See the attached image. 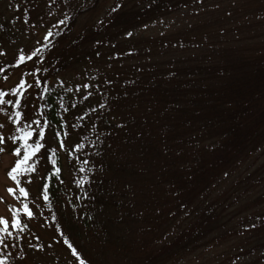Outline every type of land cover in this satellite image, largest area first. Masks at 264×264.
<instances>
[{
    "label": "trees",
    "instance_id": "1",
    "mask_svg": "<svg viewBox=\"0 0 264 264\" xmlns=\"http://www.w3.org/2000/svg\"><path fill=\"white\" fill-rule=\"evenodd\" d=\"M146 1L118 0L84 34L77 23L99 3H77L42 65L52 79L117 47L129 49L135 64L125 61L117 93L104 85L111 111L100 152L81 153L94 161V198L76 199L77 172L64 153L54 204L36 197L57 241L70 253L64 240L71 242L85 264H177L211 251L236 228L264 232V0ZM150 23H157L151 35L144 31ZM152 52L154 60L147 58ZM144 62L150 71L140 70ZM71 115L66 119L77 123ZM48 143L54 146L51 133ZM47 156L30 161L36 169L42 164L38 193L52 175ZM244 197L255 199L245 208L255 213L231 214Z\"/></svg>",
    "mask_w": 264,
    "mask_h": 264
},
{
    "label": "snow or ice",
    "instance_id": "2",
    "mask_svg": "<svg viewBox=\"0 0 264 264\" xmlns=\"http://www.w3.org/2000/svg\"><path fill=\"white\" fill-rule=\"evenodd\" d=\"M50 3H55V0H50ZM48 14L50 15L51 12ZM64 23V20L58 22L61 25ZM29 27L34 28L35 25H29ZM54 27L58 30V26ZM55 35L56 32L49 29L44 36L46 43L41 44L37 41L38 46L27 55L23 48H18V54L11 66L19 67L23 64L27 70L21 72L18 81L12 87L7 90L0 88V114L6 115L7 121L13 125L14 129L5 136L2 130L6 124L0 122V153L5 152L6 149L3 146L10 141L14 146L12 155L16 157L14 165L6 173L13 186L7 187L5 191L16 201V206L9 205L10 218L0 216V264H13L15 259L13 251H23L22 241L28 230L27 221L36 218L33 208L39 209L41 206L35 203V199L31 200L30 206V190L26 186L32 183L31 176L37 171L30 161L34 158L39 160L38 154L43 152L47 159L49 158L47 154L51 152L49 171L52 175L45 178L46 182L41 184L37 197L42 203L53 205V198L56 196L53 185L63 184V180L60 179L62 168L59 165L58 153H64L65 158L76 169L78 178H74V183L80 190L76 199L94 198L89 193L92 181L88 175L93 172V166L90 165H94V161L90 158H83L81 153L88 156L89 149H95L96 153H99L102 148L101 125L105 113L111 111V102L107 100L104 85L105 83L111 84V81L93 82L91 76H88L82 83L66 84L65 80L57 78L54 84H50L51 78L47 75L48 68L42 65H44L47 50L53 46L49 38ZM6 55V51L0 47V57ZM29 61L32 62V67L27 68ZM3 71L5 69L0 66V72ZM3 79L6 81L8 77L4 76ZM29 96L32 97V103L28 102ZM90 97H99V100L92 104ZM65 100L68 102L65 103ZM73 100L77 102L72 103ZM84 102L89 103L86 107H81L79 111H76L78 105H84ZM29 108L33 109L30 117L26 115ZM70 112L72 113L71 119L77 123H69L66 119ZM49 133L54 140V146L48 143ZM90 133L95 135V140L90 138ZM73 134L78 136L75 141L70 139ZM76 161L79 163L77 164ZM3 202L4 198L0 196V203ZM49 216L57 223L59 222L52 208L49 210ZM61 235L66 234L62 232ZM64 242L77 259L78 264H85L77 248L67 239ZM28 247L43 250L42 244H33L31 241Z\"/></svg>",
    "mask_w": 264,
    "mask_h": 264
},
{
    "label": "rangeland",
    "instance_id": "3",
    "mask_svg": "<svg viewBox=\"0 0 264 264\" xmlns=\"http://www.w3.org/2000/svg\"><path fill=\"white\" fill-rule=\"evenodd\" d=\"M118 0H55V3H50V0H0V23L5 25V37L0 33V47L6 51L7 55L0 57V66L5 71L0 72V88L7 90L12 87L19 79L22 71L27 70L25 65L19 67H12L15 57L18 54V48H23L24 53L27 55L34 47L38 46L37 41L41 44L46 43L44 36L46 32L51 29L54 32H59L66 25V23L73 17L75 9L74 5L77 3H99L95 11H90L88 16L78 21L77 31H82V34L90 32L93 26L102 20ZM137 0H122L126 5H132ZM153 0H148L150 2ZM174 3H184V0H174ZM72 10V12H71ZM51 12L49 15L48 13ZM60 20H64V24H58ZM27 22V23H25ZM174 22V21H168ZM175 23V22H174ZM174 23L172 25H174ZM35 25L34 28L29 25ZM157 23H150L144 30L147 34L151 35L155 31L154 26ZM58 26V30L56 27ZM52 38V37H51ZM51 38H49L51 40ZM129 49H122L117 47L115 51L107 50L102 61L83 64L79 69L66 71L57 77L52 78L49 83L54 84L57 78L65 80L66 84L82 83L88 76H91L93 82L111 81V84L105 83L107 87L112 88V92L117 93L116 88L119 82L115 80L118 74L124 72L128 64L133 66L130 60L131 55ZM112 53V54H110ZM108 55H112L108 59ZM152 52L147 58L154 60L156 57ZM125 61L128 64H125ZM32 67V62L27 64V68ZM98 67V68H97ZM136 66V69L142 71H150L144 65ZM147 70H146V69ZM4 76L8 79L5 81ZM30 79V78H29ZM110 89L107 88V91ZM28 102L32 103V97H28ZM38 103V101H37ZM33 109L29 108L26 112L27 116H31ZM0 122H4L6 127L2 130L4 135L7 136L9 132H13V125L7 121L6 115L0 114ZM5 152L0 153V196L4 198V202L0 203V216L10 218L9 205L16 206V201L10 196L5 189L13 186L12 181L7 177L6 173L14 165L16 157L12 155V148L14 147L9 141L5 144ZM40 155V154H39ZM83 158H86L83 156ZM39 162H41L39 160ZM78 164L79 162L76 161ZM37 171L42 173V164L37 163ZM37 174H32V183L27 184L30 190V198L35 199L38 197V184L39 177L36 179ZM253 185L257 183V179L252 181ZM246 200L242 198L236 205L229 209L231 214L235 212H243V217L251 216L255 212L251 209H245L247 202L253 203L254 198ZM264 200V198H262ZM242 206V208L240 207ZM236 207V208H235ZM264 209V204L262 205ZM36 213V218L27 221L28 230L22 241L24 248L23 251L14 250L13 256L15 257L13 264H78L76 258L72 256L70 251L64 247L61 240L57 241L53 227L47 222L45 214L36 208H33ZM228 214V213H227ZM264 214V212H261ZM264 223L260 224V226ZM264 227V226H263ZM246 231L242 229L232 230L234 233L228 232L225 234V239H219L214 244V249L200 253L196 258L185 257L177 264H258L259 259L264 256V232L259 231L250 234L245 226ZM264 229V228H263ZM30 232V234H29ZM257 234V237H255ZM253 238H252V237ZM37 237L39 238L37 240ZM31 241L33 244L39 243L43 245V250L29 248L28 243ZM49 245L51 247H49Z\"/></svg>",
    "mask_w": 264,
    "mask_h": 264
}]
</instances>
